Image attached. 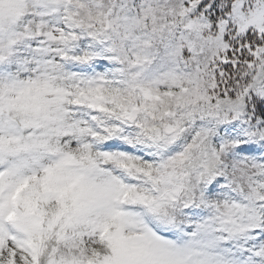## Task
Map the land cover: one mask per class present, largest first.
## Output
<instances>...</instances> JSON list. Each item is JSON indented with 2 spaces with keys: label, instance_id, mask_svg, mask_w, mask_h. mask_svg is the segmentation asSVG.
Listing matches in <instances>:
<instances>
[{
  "label": "snow or ice",
  "instance_id": "snow-or-ice-1",
  "mask_svg": "<svg viewBox=\"0 0 264 264\" xmlns=\"http://www.w3.org/2000/svg\"><path fill=\"white\" fill-rule=\"evenodd\" d=\"M0 264H264V0H0Z\"/></svg>",
  "mask_w": 264,
  "mask_h": 264
}]
</instances>
